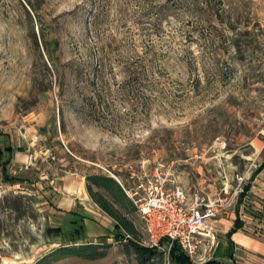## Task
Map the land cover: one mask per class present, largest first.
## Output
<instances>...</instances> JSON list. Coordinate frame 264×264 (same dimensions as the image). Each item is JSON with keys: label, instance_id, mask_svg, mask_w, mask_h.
I'll return each mask as SVG.
<instances>
[{"label": "rangeland", "instance_id": "1", "mask_svg": "<svg viewBox=\"0 0 264 264\" xmlns=\"http://www.w3.org/2000/svg\"><path fill=\"white\" fill-rule=\"evenodd\" d=\"M263 143L264 0H0V264L67 244L62 202L82 195L80 243L106 254L49 264H160L112 237L85 176L161 163L170 187L216 197Z\"/></svg>", "mask_w": 264, "mask_h": 264}, {"label": "built area", "instance_id": "2", "mask_svg": "<svg viewBox=\"0 0 264 264\" xmlns=\"http://www.w3.org/2000/svg\"><path fill=\"white\" fill-rule=\"evenodd\" d=\"M261 152L264 153V143ZM258 169V163L253 161L244 172L235 174L231 188L216 197L197 190L187 194L177 185L170 187V167L165 168L161 163L149 171H130L128 184L114 178L131 199L142 221L147 246L162 254L161 264H171L169 250L174 242L191 259L202 260L215 247V220L246 193V181Z\"/></svg>", "mask_w": 264, "mask_h": 264}, {"label": "trees", "instance_id": "3", "mask_svg": "<svg viewBox=\"0 0 264 264\" xmlns=\"http://www.w3.org/2000/svg\"><path fill=\"white\" fill-rule=\"evenodd\" d=\"M6 152H12V148L6 146ZM10 160L7 159V163ZM260 168L257 170L259 171ZM254 174L251 176L250 179ZM86 191L91 200L109 217L113 220L112 237H127L129 242L127 246L130 247L136 254L140 262L149 260L154 254L158 255L159 263H162V254L155 249L142 246L136 240V227L133 221L127 216L134 213L135 207L131 199L125 194L119 183L112 177L104 174L93 173L85 176ZM249 185L244 186L245 191L248 190ZM239 196V199L243 197ZM84 216L78 212H67L66 217L63 218L61 227H55L56 230L60 228H68V232L64 233L67 244H62L60 247L54 249L52 252L44 255L35 264H49L57 259L65 258L68 256L80 257H103L106 254V249L109 245L104 243L91 244L80 243L86 237V228ZM241 223L238 218L234 221L233 228L226 234L229 238L231 233L240 228ZM229 249L226 251L225 256L231 258V241H228ZM102 249V251L100 250ZM169 258L171 264H196L191 258L185 254L178 243L174 242L169 250ZM203 264H226L216 260H209Z\"/></svg>", "mask_w": 264, "mask_h": 264}, {"label": "crops", "instance_id": "4", "mask_svg": "<svg viewBox=\"0 0 264 264\" xmlns=\"http://www.w3.org/2000/svg\"><path fill=\"white\" fill-rule=\"evenodd\" d=\"M261 164L258 163L260 170L250 179L249 187L246 191L247 194L239 199L238 206L230 211L228 209L215 220L214 228L217 244L213 248L211 255L206 254L202 260L198 258L191 259L194 263L203 264L209 260L226 263L223 261L226 259L228 260L226 264H236L239 257L238 252L245 253L250 260L258 258L260 262L264 261V162ZM183 189L185 190V188ZM190 192L186 191L187 194ZM77 198L63 201L62 209L65 212L75 211L82 214L85 217L86 226L87 217L85 216V203L83 200L87 199V197L82 195L83 200ZM236 218L239 219L241 226L227 238L226 234L233 228ZM97 232H99L98 235H103V232H100L99 229ZM228 241L232 243L231 258L225 256L226 251L229 249Z\"/></svg>", "mask_w": 264, "mask_h": 264}]
</instances>
